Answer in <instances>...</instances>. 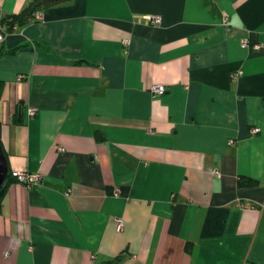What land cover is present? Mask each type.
<instances>
[{
  "label": "crops",
  "instance_id": "crops-1",
  "mask_svg": "<svg viewBox=\"0 0 264 264\" xmlns=\"http://www.w3.org/2000/svg\"><path fill=\"white\" fill-rule=\"evenodd\" d=\"M0 52L9 171L43 175L2 195L0 264H264V0H67Z\"/></svg>",
  "mask_w": 264,
  "mask_h": 264
},
{
  "label": "trees",
  "instance_id": "trees-1",
  "mask_svg": "<svg viewBox=\"0 0 264 264\" xmlns=\"http://www.w3.org/2000/svg\"><path fill=\"white\" fill-rule=\"evenodd\" d=\"M64 1H67V0H31L18 13L3 14L0 11V24L5 27V32L8 33L12 31L14 28L22 26L28 23L29 21L34 20L36 18V13L38 10H43L45 8L60 4ZM13 50H15V48L11 49V51ZM10 180H12V177L8 171L6 180L0 188V203H1L2 195L4 194ZM255 183H256V180L251 177L241 176L239 178V184L241 185H250V184H255ZM124 188H126L124 192H127L128 187L125 186ZM121 258L122 256H117L116 258L113 259V263L118 262Z\"/></svg>",
  "mask_w": 264,
  "mask_h": 264
},
{
  "label": "built area",
  "instance_id": "built-area-1",
  "mask_svg": "<svg viewBox=\"0 0 264 264\" xmlns=\"http://www.w3.org/2000/svg\"><path fill=\"white\" fill-rule=\"evenodd\" d=\"M150 18H151V21L158 22V23H160L162 20L160 16H153ZM6 35H7V32H5V27L0 24V45L4 41ZM129 41H130L129 39L124 40L125 43H129ZM241 44L244 48L250 47L255 50H260L262 48L261 43L251 42L250 39L248 38H244ZM150 90L153 94L159 95V94H163L166 91V86L163 83L161 84L153 83L150 86ZM29 111H30V114L35 113V110L33 108H31ZM259 130H260V127L258 126H255L252 128L253 132H258ZM230 142H233V139H231ZM9 174L14 179V181L24 186H28V187L38 184L43 178V175L40 172H33V171L26 170V169H21V168L10 169ZM246 206L249 207L252 205L247 203ZM122 227H123V221L121 218H119L118 223H117V229L121 230Z\"/></svg>",
  "mask_w": 264,
  "mask_h": 264
},
{
  "label": "water",
  "instance_id": "water-1",
  "mask_svg": "<svg viewBox=\"0 0 264 264\" xmlns=\"http://www.w3.org/2000/svg\"><path fill=\"white\" fill-rule=\"evenodd\" d=\"M9 171L8 161L0 142V188L4 184Z\"/></svg>",
  "mask_w": 264,
  "mask_h": 264
},
{
  "label": "rangeland",
  "instance_id": "rangeland-1",
  "mask_svg": "<svg viewBox=\"0 0 264 264\" xmlns=\"http://www.w3.org/2000/svg\"><path fill=\"white\" fill-rule=\"evenodd\" d=\"M21 78V76H19V79ZM13 179V178H12ZM14 180V179H13Z\"/></svg>",
  "mask_w": 264,
  "mask_h": 264
}]
</instances>
